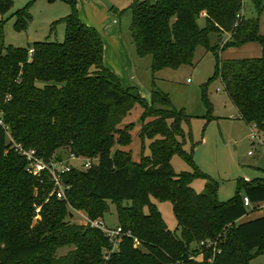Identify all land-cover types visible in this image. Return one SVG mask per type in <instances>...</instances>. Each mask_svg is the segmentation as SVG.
I'll list each match as a JSON object with an SVG mask.
<instances>
[{"label": "trees", "instance_id": "trees-1", "mask_svg": "<svg viewBox=\"0 0 264 264\" xmlns=\"http://www.w3.org/2000/svg\"><path fill=\"white\" fill-rule=\"evenodd\" d=\"M252 3L260 15L264 0ZM13 5L12 0H0V13H8ZM29 8L16 12V29L29 25ZM243 9L244 0H136L131 7V34L137 55L152 57L153 73L191 63L200 45L215 52L209 43L212 34L230 35L225 48L259 43L262 55L258 58L223 61L217 55L215 75L222 79L241 120L264 132V35L259 16L239 19ZM202 15L206 16L204 28L199 25ZM64 23L63 42L35 43L30 55L28 49L12 46L3 54L0 22L4 123L0 125V264H250L264 252V215L240 220L264 204V177L240 180L228 202L218 201L214 181L198 194L192 182L207 177L194 164L193 149H184L192 139L183 129L190 117L173 107L155 78L152 106L135 88L125 89L103 64L100 34L75 13ZM137 104L143 108L140 137L151 144L148 156L142 153L134 160L129 151L112 152L116 144L132 143L130 131L137 124L118 127ZM4 126L11 134L10 142ZM16 144L34 149L46 162L67 147L78 157L97 159L98 164L64 174L66 198L59 200L50 196L49 173L30 174ZM174 155L193 165L194 172L176 173L171 162ZM151 197L172 203L175 231L168 229ZM244 197L252 208L244 205ZM107 201L116 205L122 229L117 249L102 230L72 223L68 210H85L96 221L108 212ZM38 208L41 218L35 221ZM135 240L140 247H135ZM205 240L216 244V252L192 247ZM64 247L74 249L57 257ZM199 255L201 261L196 260Z\"/></svg>", "mask_w": 264, "mask_h": 264}, {"label": "rangeland", "instance_id": "rangeland-1", "mask_svg": "<svg viewBox=\"0 0 264 264\" xmlns=\"http://www.w3.org/2000/svg\"><path fill=\"white\" fill-rule=\"evenodd\" d=\"M12 1L13 8L6 14L0 13V22L3 24V54L9 46L31 50L35 43L63 42L66 36L64 20L75 13L82 23L94 28L100 34L104 44V66L108 69L109 64H112L120 68L124 78V84L121 82L122 86L125 89L135 88L148 106L153 105L152 85L155 78V85L169 96L173 107L184 110L190 117L189 122L183 123V129L191 134L192 139L188 140L184 149L187 152L193 149L194 164L207 177L196 178L192 182V187L198 194L204 193L206 187L214 181L218 185V201L228 202L235 196L240 180L253 181L264 177V144L259 143L264 138L254 142L251 126L241 120L238 109L225 91L222 79L215 75L217 55L225 61L230 54L228 51H222L230 39L227 33L210 35L209 43L214 47L215 52L200 45L195 50L191 63L178 69L165 68L153 73L152 57H139L132 39L131 7L136 0ZM138 1L153 2V0ZM26 6H30L32 19L26 29H16V12ZM258 16L264 31V11L259 15L252 0H244L242 21ZM199 25L202 28L206 27L205 15H202ZM113 73L117 75L114 71ZM118 78L120 79V76ZM38 85L43 87L44 83H38ZM142 113L143 108L137 104L123 119L118 127L120 129L130 123L138 124L139 120L140 124L130 131L132 143L123 146L116 144L112 153H115L117 149L129 151L134 160H139L142 153L146 156L150 154L151 141L141 138L139 134ZM150 120L151 118L147 119V121ZM4 127L7 140L10 142L11 134L9 129ZM69 155V148H61L51 162H67ZM94 162L98 164L95 158ZM171 162L176 173L194 172L193 165L179 155H174ZM71 163L78 166L81 162L71 161ZM151 200L156 204L168 229L175 231L177 218L172 203L159 201L153 197ZM106 204L109 210L103 219L98 220H101L105 227L116 229L119 227L116 205L111 201H107ZM122 205L128 206L130 203H122ZM68 210L71 212L72 223L88 225L91 221L85 210L70 207ZM40 211L41 208H38L35 221L41 218ZM145 212H148L147 208ZM262 215H264V205L248 217L253 219ZM135 247H140V244ZM192 247L201 246L193 244ZM115 248L117 249L118 245ZM73 249L74 247L61 248L57 252V257L66 256ZM141 249L145 251L144 248ZM196 260L201 261L202 255L197 256ZM250 264H264V252L255 255Z\"/></svg>", "mask_w": 264, "mask_h": 264}, {"label": "built area", "instance_id": "built-area-1", "mask_svg": "<svg viewBox=\"0 0 264 264\" xmlns=\"http://www.w3.org/2000/svg\"><path fill=\"white\" fill-rule=\"evenodd\" d=\"M239 19H241V15H239ZM34 49L29 50V54L33 55ZM0 125H4L3 123V114L0 113ZM251 126V133H252V139L254 142L260 141V139L264 138V132L260 131L259 127L256 124L250 125ZM261 144H264V140L262 142H259ZM16 150L19 152L20 155L24 157V159L27 162V171L34 175V176H40L44 171H47L50 175L51 181L53 183V190L52 195H56L57 199L64 200L66 198V189L67 187L64 185L62 177L64 174L70 172L72 169H78V170H87L90 169L94 164V159H85L82 157H78L72 153H70L67 162H46L41 157L37 155V152L34 149H25L21 145L16 144L15 145ZM71 161H79L81 162L80 165L76 166L71 163ZM244 205L247 208H252V204L250 200L247 197H244ZM91 227L98 228L102 230L106 236L109 238L110 242L114 245L119 244L120 237L122 235V229L120 227L116 229H109L105 227L103 222L101 220L98 221H89V224ZM128 236H131L130 233L127 234ZM135 245L137 246L139 243L137 240H135ZM201 247L206 248H213L214 252H216V244L213 241L205 240L200 242L199 244ZM212 259H209V262H211Z\"/></svg>", "mask_w": 264, "mask_h": 264}, {"label": "crops", "instance_id": "crops-1", "mask_svg": "<svg viewBox=\"0 0 264 264\" xmlns=\"http://www.w3.org/2000/svg\"><path fill=\"white\" fill-rule=\"evenodd\" d=\"M260 33L262 35H264V31H263V24L260 21ZM229 35V34H228ZM230 36V35H229ZM237 50V51H234ZM223 52H230L229 57L227 60H238V59H246V58H258L262 55V47L259 43H247L241 47H233V48H225L224 50H222ZM233 52V53H231ZM253 55V56H248V55ZM238 55H242V56H238ZM247 55V56H246ZM108 69H110L112 72L114 71L117 76H120L121 82L122 84L124 81V78L122 76V70H120V68H118L117 66H113L112 64H109ZM127 85V84H126ZM264 205V204H262ZM263 216V215H262ZM248 217V216H247ZM245 217L243 219L240 220V222H246L248 220H251L250 217ZM255 219V218H253Z\"/></svg>", "mask_w": 264, "mask_h": 264}, {"label": "water", "instance_id": "water-1", "mask_svg": "<svg viewBox=\"0 0 264 264\" xmlns=\"http://www.w3.org/2000/svg\"><path fill=\"white\" fill-rule=\"evenodd\" d=\"M140 124V120H139V122H138V124L137 125H139Z\"/></svg>", "mask_w": 264, "mask_h": 264}]
</instances>
